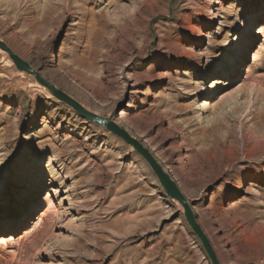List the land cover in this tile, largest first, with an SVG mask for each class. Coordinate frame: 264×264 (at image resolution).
<instances>
[{"label":"rangeland","instance_id":"rangeland-1","mask_svg":"<svg viewBox=\"0 0 264 264\" xmlns=\"http://www.w3.org/2000/svg\"><path fill=\"white\" fill-rule=\"evenodd\" d=\"M262 28L264 0H0V40L154 154L221 264H264ZM0 236V264H210L145 160L1 50Z\"/></svg>","mask_w":264,"mask_h":264},{"label":"water","instance_id":"water-1","mask_svg":"<svg viewBox=\"0 0 264 264\" xmlns=\"http://www.w3.org/2000/svg\"><path fill=\"white\" fill-rule=\"evenodd\" d=\"M0 50L9 56L10 60L19 72L33 76L39 85L47 89L53 97L71 108L82 119L107 129L115 136L123 140L127 145L131 146L148 164L166 196L173 201H177L181 205L184 210L185 219L195 236L200 241L210 264H221L209 237L199 224L197 215L193 210L192 203L185 196L176 179L165 169V167L143 143L134 138L124 127L120 126L115 121L102 118L87 110L74 98L43 78L42 75L31 66V64L18 56L2 40H0Z\"/></svg>","mask_w":264,"mask_h":264},{"label":"bare ground","instance_id":"bare-ground-1","mask_svg":"<svg viewBox=\"0 0 264 264\" xmlns=\"http://www.w3.org/2000/svg\"><path fill=\"white\" fill-rule=\"evenodd\" d=\"M195 28H193L194 30ZM240 51L238 52L240 55H243L245 52H244V49H239ZM236 67V61L235 59L232 61L231 63V68L234 69ZM214 74H217V72H219V70H217L215 68V70L213 71ZM225 87V83H220V82H217L216 85H214L212 87V89L209 91V92H206V94H211V96H214L218 93L219 90L223 89ZM82 105V104H81ZM207 104H204L203 103V106L202 108L204 109H207ZM87 109V108H86ZM88 110V109H87ZM90 111V110H89ZM205 111V110H204ZM34 210H30L29 214L31 215V213L33 212ZM9 237H5V236H0V246H4V245H8L9 243V240H8Z\"/></svg>","mask_w":264,"mask_h":264},{"label":"snow or ice","instance_id":"snow-or-ice-1","mask_svg":"<svg viewBox=\"0 0 264 264\" xmlns=\"http://www.w3.org/2000/svg\"><path fill=\"white\" fill-rule=\"evenodd\" d=\"M257 28H260V25H257ZM261 31H264V28H262Z\"/></svg>","mask_w":264,"mask_h":264}]
</instances>
